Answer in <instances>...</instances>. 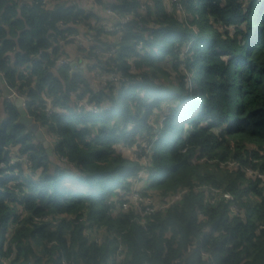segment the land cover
I'll return each mask as SVG.
<instances>
[{
  "label": "trees",
  "instance_id": "16d2710c",
  "mask_svg": "<svg viewBox=\"0 0 264 264\" xmlns=\"http://www.w3.org/2000/svg\"><path fill=\"white\" fill-rule=\"evenodd\" d=\"M95 6L0 0V264H264V0Z\"/></svg>",
  "mask_w": 264,
  "mask_h": 264
},
{
  "label": "built area",
  "instance_id": "2783aa9c",
  "mask_svg": "<svg viewBox=\"0 0 264 264\" xmlns=\"http://www.w3.org/2000/svg\"><path fill=\"white\" fill-rule=\"evenodd\" d=\"M34 1L35 2H38V3H45L48 0H34ZM68 2L77 4L75 1H72V0H68ZM105 14L107 16L113 17V19H114L113 20V25L124 24L128 20L127 18L120 19V18L116 17L115 14L112 13L109 9H106L105 10ZM60 27L61 28H64V26L62 24H60ZM113 30H114L113 26L112 25H109L108 27H106L105 32H112ZM72 40L74 41V43H72L71 44V47L70 46L69 47L72 50H74V48H77V47H80L82 49H85L88 46V43L90 42L91 39H90V37H87L85 39L83 37H73ZM140 48L141 47H139V49ZM115 53H116L115 50L112 49V50L109 51V54L108 55L109 56H113ZM71 64H75V62H72V61H70L68 59H65V58H61V59H59L57 61L55 70L57 71L60 68H62L64 66H67V65L70 66V68H71ZM83 67L84 68H92V64L86 61V62H83L82 68ZM76 68L78 69V67L75 64V69ZM110 79L113 82H116L117 81V79L115 77H113L112 75H111ZM3 92L7 93L6 96H4V100L6 102H12L16 98L17 99L18 98H21V99L24 100L23 101V108L25 107L26 99L23 96L19 95L15 90L8 88L7 85H6V82H5L4 78H3V76L0 74V95L3 94ZM45 112L47 114H51V113L55 112V110L52 107L48 106L45 109ZM18 161L19 160H17V159H13L12 162H11V164H13L14 162H18ZM21 161H23V160L21 159ZM4 168L5 167L3 166V164H1L0 165V169H4ZM177 198H178L177 196L174 197V199H177ZM223 198L226 199V200H229L230 199V196L225 194V195H223ZM131 201H133V204H134L135 209L136 210L138 209V212L141 213V214L148 215V214H150V213H152L154 211V207L152 206V203L148 199L143 200V199L139 198L137 195H134L133 198L131 199ZM141 202H144L145 205H146V208H144V211L140 208V203ZM127 207H128V204L127 203L124 202V203L121 204V208L123 210H126ZM123 258H124V251L122 250L121 247H119L117 249V252H116V259H117V261H121V260H123ZM62 264H70V263L69 262L62 261Z\"/></svg>",
  "mask_w": 264,
  "mask_h": 264
},
{
  "label": "crops",
  "instance_id": "0c3cea01",
  "mask_svg": "<svg viewBox=\"0 0 264 264\" xmlns=\"http://www.w3.org/2000/svg\"><path fill=\"white\" fill-rule=\"evenodd\" d=\"M72 1H75L78 5H80V7H82V8H85V9H93V10H95V13L97 14V15H99L100 17H103V18H105V16L106 17H109V18H111L112 19V21L114 20L113 19V17H111V16H107L106 14H105V8H103V7H96L95 6V1L96 0H72ZM104 2H106V0H103ZM71 47V46H70ZM67 49H69L68 51L70 52V51H72L73 52V50L71 49V48H67ZM81 68H82V65H81ZM84 68V67H83ZM82 68V69H83ZM89 80H90V78H89ZM93 81H94V79H92ZM90 84H91V86L93 87L94 86V83H92V81L90 80ZM6 94L7 93H5V92H3V94H1L0 95V117L2 118L3 117V114H2V112H3V104H4V102H6L5 100H4V96H6ZM13 102V101H12ZM14 103V102H13ZM36 134H39V136L41 137V138H43L47 143H48V146H49V140H48V138H47V136H45V134H43V131L41 130V129H38L37 130V128H36ZM37 137V136H36Z\"/></svg>",
  "mask_w": 264,
  "mask_h": 264
},
{
  "label": "water",
  "instance_id": "95a60500",
  "mask_svg": "<svg viewBox=\"0 0 264 264\" xmlns=\"http://www.w3.org/2000/svg\"><path fill=\"white\" fill-rule=\"evenodd\" d=\"M79 70L76 68L75 69V64H71V72H72V74H74V73H76V72H78ZM23 99H21V98H16V99H14L13 100V102H14V105H15V107L17 108V110H18V112H19V114H20V117H21V119H20V123L22 124V125H24L25 127H28L29 128V130L28 131H26V134L32 129L31 127H30V125L32 124V121H31V119H29L27 116H26V114H25V111H24V108H23ZM36 136H37V138H38V140L40 141V142H42V144H43V147L46 149V152H47V154L49 155V156H51L52 155V151H51V149L49 148V146H48V143L43 139V138H41L40 136H39V134H36Z\"/></svg>",
  "mask_w": 264,
  "mask_h": 264
},
{
  "label": "rangeland",
  "instance_id": "374dc122",
  "mask_svg": "<svg viewBox=\"0 0 264 264\" xmlns=\"http://www.w3.org/2000/svg\"><path fill=\"white\" fill-rule=\"evenodd\" d=\"M166 2H168V0H166ZM171 2H175V0H171ZM175 4H178V3H175ZM177 8L179 9V4L177 5ZM167 67H168V65H167ZM84 69H85V77H87L89 79L90 78V74H88V72L86 73V68H84ZM93 77H94V81L91 80L92 83H94V86L93 87H97V85H98V83H100V81L96 80V77L95 76H93ZM185 78L188 79V76L186 77V75H185ZM185 78L183 79L184 81H186ZM233 80H234V83H235L234 88H236L235 86H236V83H237V78H233ZM191 83H193V82H191ZM128 157H132V158L134 157L135 158V155L133 154V152L128 151Z\"/></svg>",
  "mask_w": 264,
  "mask_h": 264
}]
</instances>
